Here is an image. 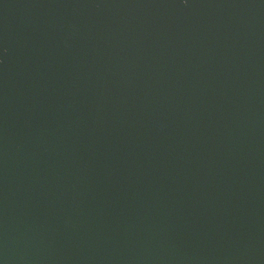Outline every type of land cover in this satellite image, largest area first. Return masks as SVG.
<instances>
[{"label":"water","instance_id":"obj_1","mask_svg":"<svg viewBox=\"0 0 264 264\" xmlns=\"http://www.w3.org/2000/svg\"><path fill=\"white\" fill-rule=\"evenodd\" d=\"M0 264H264V0H0Z\"/></svg>","mask_w":264,"mask_h":264}]
</instances>
